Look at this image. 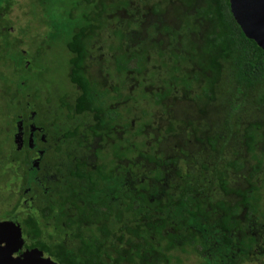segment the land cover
Instances as JSON below:
<instances>
[{
  "label": "trees",
  "instance_id": "1",
  "mask_svg": "<svg viewBox=\"0 0 264 264\" xmlns=\"http://www.w3.org/2000/svg\"><path fill=\"white\" fill-rule=\"evenodd\" d=\"M31 1L37 8L34 15L46 18L44 0ZM73 1L92 4L85 16L94 22L79 27L66 44L72 53L68 76L79 91L72 102L63 96L60 103L67 117L91 115V122L79 123L64 135L76 136L87 147L92 137L99 138L95 153L100 157L95 162L88 164L73 153L68 156L76 161L72 175L88 179L86 194H102L84 200L75 197L76 192L59 194L55 204L62 206L64 219L61 227L55 225L50 220L51 204L37 206L30 194L32 183L47 169L43 154L37 163L23 152L15 162L19 170L24 168L10 175L21 179V187L2 217L19 224L26 240L22 249L36 246L58 264H181L195 255L204 264H216V257L234 264L227 233L244 226L245 219L248 223L264 220L260 207L264 195V47L246 34L229 0ZM13 2L0 0V65L8 61L11 66L12 50L23 42L21 34L13 31ZM171 7L172 13L168 12ZM105 27L119 42L110 48L108 57L102 56L112 62L108 73L116 79L115 84L103 87L99 79L90 77L87 56L93 33L106 32ZM147 69H151L149 75ZM13 70H7V80L18 77L19 69ZM135 85L136 95L132 92ZM0 86L2 97L14 95V82L0 77ZM123 96L128 99L120 107L117 102ZM168 97L176 103L188 101L190 112L173 114L171 103L166 104ZM154 103L170 116L165 133L158 137L174 135L171 143L177 152L169 156L158 140L151 137L148 141L141 132L154 119ZM24 108H28L26 101ZM128 108L144 116L140 122L135 117L134 126L130 123V135L139 136L133 142L130 135L118 137L113 128V121H124L122 110ZM15 118L21 148L28 147L33 144L28 124L36 116L21 110ZM5 121L1 135L10 127L8 118ZM192 137L202 148L192 145ZM109 139L114 140L113 146L103 149L106 142H112ZM11 143L0 142V153L9 154ZM245 166L248 170L242 173ZM117 169L130 171L127 182L108 190L106 182L114 180ZM233 173L244 174V184L233 181ZM66 202L73 205L70 213L64 208ZM172 207L180 210L178 218ZM185 219H190L187 231L177 232ZM208 225L221 229L227 253L214 254L217 249L202 244L200 235ZM239 234L237 246L245 258H251L254 233L242 229Z\"/></svg>",
  "mask_w": 264,
  "mask_h": 264
},
{
  "label": "rangeland",
  "instance_id": "2",
  "mask_svg": "<svg viewBox=\"0 0 264 264\" xmlns=\"http://www.w3.org/2000/svg\"><path fill=\"white\" fill-rule=\"evenodd\" d=\"M44 7L46 9L44 12L46 18L42 15L41 20L34 15L37 8L31 0H14L13 8L10 13L13 31L17 34H21L23 42L12 50L11 56L14 60L13 64L10 66L6 60L7 64L2 63V65H0L2 66L0 67V70H2V73L0 72V77L7 83L14 82V87H12L11 91L15 92L12 97L6 96V93L4 97L0 95V142H12L11 146L9 145L8 147L10 150L9 154L6 152L0 153V220L5 218L2 217L1 213L5 212L4 209H7L15 200L16 190L21 187V179L17 177L16 179H12L10 175H16L17 172H21L24 168L23 166V168L19 170L18 165L20 164L15 162V160L23 157V147L21 148L19 134L18 131H16L15 117L18 112L25 110L26 112H32L36 116L33 124L39 127L44 134L45 139H39L37 143H35V147H47V157L44 160L47 170L44 171V176H42L41 179L32 183L30 194L33 196L37 206H41L45 203L51 204V208L54 212L51 214L52 218L50 220L54 222L55 225L61 227L63 225L62 220L64 219V213H62L61 210L62 206L58 207L55 204L59 194L66 195L65 193L76 192L78 196L79 194L83 195L82 200H84V197H100L102 194L101 192H95V194L88 196L86 194L88 182L84 178L70 175L66 170L70 167L69 164L74 162L73 158L68 156V153L83 157L91 155V149L81 146L79 143L80 139L76 136L64 135V133L79 123H89L91 121V116L79 114L67 117V111L60 103L63 96L72 102L78 91L68 76L70 68L69 57L72 53L67 48L66 44L79 27L94 22L93 20H88L85 16V14L91 11L93 6L92 4L85 3L76 4L73 0H44ZM169 9L168 12L172 13V7ZM165 19L167 18L165 17ZM167 21L170 20L168 19ZM106 28L107 27H105L106 32L100 31L98 35L94 37L96 41L91 47L93 57L102 56L104 54V56L108 57L110 55V48L117 46L119 42L117 37L111 38L112 34ZM37 49L39 53H36ZM93 57L91 58L93 59ZM104 61L105 63L101 68L99 65H96L95 69L104 70L108 73L111 71L110 69H112L113 65L112 62L110 65L106 58ZM8 67L10 68L8 69ZM13 67L19 69L18 77L7 80L5 75L14 72ZM108 69L110 71H108ZM7 70H10V72ZM150 70L151 69L146 70L147 75H149ZM102 74L100 73L99 75L103 76ZM12 76L15 75L13 74ZM113 76L111 72V77ZM115 77L118 76L115 74ZM143 78L146 80L149 79L146 76ZM111 80L112 79H110V82ZM115 82L116 79L113 78L111 83L115 84ZM101 85L106 87L102 82ZM132 90L133 94L136 95L138 87H134ZM25 101L27 102L28 108L22 109ZM154 105L156 107H152L156 110L157 105L155 103ZM191 106L192 104L186 100L177 103L175 105V113L183 116L185 113L190 112ZM4 110L7 111L9 115H4ZM136 110L137 109H125V115L138 113V110L137 112ZM192 110H195V108L192 107ZM6 118L9 120L10 127L5 128L6 133L1 135L3 130L2 127H5V124H7L5 121ZM149 130L151 129L147 127L143 133L148 141L152 137V135H148ZM122 136L129 137V133L122 134ZM56 146H58V149H56ZM9 160L14 161L10 163ZM52 162L53 167L49 168V163ZM14 163H17V168H14ZM3 167L4 171H2ZM58 167H61L62 170H59ZM247 170L248 167L245 166L242 173H245ZM115 172L114 180L106 182V189H108L107 187H112L114 184L124 185L125 182H127L130 171L117 169ZM243 175L244 174L233 173L232 179L233 181L236 179L237 183L244 184ZM110 198L112 199L113 195H110ZM64 208L67 210L73 208V206L70 202H66ZM174 211L178 218L180 215L178 211L180 210L174 208ZM46 222L50 223L48 220H46ZM205 237L211 242L220 241L222 232L219 229L212 228L205 233ZM25 242L26 240L23 238L22 245ZM199 261L200 258L195 255L181 260L180 263L204 264L203 259H201V263ZM245 264H250V262L246 261Z\"/></svg>",
  "mask_w": 264,
  "mask_h": 264
},
{
  "label": "flooded vegetation",
  "instance_id": "3",
  "mask_svg": "<svg viewBox=\"0 0 264 264\" xmlns=\"http://www.w3.org/2000/svg\"><path fill=\"white\" fill-rule=\"evenodd\" d=\"M96 35H98V34H96V33L94 34L93 33V35L91 37V42L92 43L89 44L90 47H88V51H89V54L87 56V58L89 60V65H88L89 71L88 72L91 73L90 74V77L91 78L99 79L100 82H102L104 85H107L108 86V83L112 84L111 82L113 80L112 79L111 82H110V75H109V73H107L104 70L101 71V70H96L95 69L96 65H99L100 68H101V66L104 65L105 61H104V57H102V56H104L105 54L102 55V56L99 55L97 57H93L92 56V52H91L92 51L91 50V47H92V45L96 41V39L94 38ZM110 52H111V50H110ZM91 57H93V59ZM92 65H95V66H92ZM102 72H103V74H102ZM100 73L103 76H100L99 75ZM72 83H74V82H72ZM74 85L76 86V88L79 91L78 86L75 83H74ZM132 87L133 86L131 85L129 88H132ZM136 87H138V85ZM78 91H77V93H78ZM127 99H128L127 97L123 96V97H121L119 99V101L117 102V104H119V105L122 104L120 106V107H122L125 104V102H127ZM165 100H166V104L171 103V106L169 107V109H171L172 112H173V114H174L175 113V105L177 104L176 103V100L173 99L172 97H168ZM64 109H65V107H64ZM138 112L139 113H135L133 115H129V114L128 115H125V110L123 109L122 110V115H123L124 121L123 122L122 121H113V125H114L113 128L116 127V129L114 131L117 133L118 137H122V134H128V133L130 135V131H131V129H130V123L133 124V126H134V123H135L134 119H135V117L137 118L138 122H140L142 118L144 119L143 114L140 111H138ZM152 115H153L154 119H151L152 120L151 123L144 124L145 126L141 130V132L143 134L145 132L146 128L149 127L151 130L148 131V135H152V137H153L154 140H158L159 135L161 136L163 133H165V128L168 126L167 124L169 123L170 116L168 114H166L165 112H163V110L161 111V109H157L156 110V113H154ZM126 121L129 122V126H124V122H126ZM87 124H84V125H87ZM28 125H29V128L31 130L30 140L32 139L33 144L30 143L28 147L27 146H23L22 149H23V152H27L29 154V156H31L32 158H34L35 159V162L39 163V161H40L39 159H40V156L42 154H43V159H41V160H45V158L47 157V150H46L47 147L44 146V147H39L38 148V147H35V143H37V141L39 140L38 136L41 137V140H44L45 139L44 138V134H43V132L40 134V130L41 129L39 127H36L33 124V122L32 123H29ZM16 131H18V134H19L18 135L19 136V142H20L21 133L19 132V130H16ZM173 136L174 135H167L166 139H162V140L159 139L158 140V143L165 150V153H166L167 156L172 155V154H174V153L177 152V151L175 152V150H177V149L171 143L175 139ZM137 137H139V136H137L135 134L130 135V138H132V139H130V141H132V142L133 141H136L135 139H137ZM92 139H93V141L92 142L89 141L90 143L88 144L89 145L88 147L85 146L84 144L80 143V141H79V143H80L81 146H85L88 149H91V155H88V156L86 155V156H83V157H78L77 156L78 158H80V160H82V159L86 160V162L88 164H91V163L95 162L97 160V158L100 157V156H97V154L95 153V152H97V150H96V147H97L96 146V140L99 139V138L98 137H92ZM109 140H111L112 142H109L110 144L108 142H106L103 145V149L105 148L106 145H107V149L108 150L110 149V147L113 146L112 144H113L114 140L113 139H109ZM192 140H193V144L192 145H194V146L197 145V146H199L197 148H200V147L202 148V144L200 145V143H198L199 141H197L196 138L192 137ZM166 141H168L169 144ZM196 143H198V144H196ZM57 147L58 146H56V148ZM206 147H207V144H204L203 145V148H206ZM72 158H73L74 162L72 164H69L70 167L68 169H66L69 172L70 175H72V173H71L72 167L74 165H76V163H75L76 161H75L74 157H72ZM49 164H50L49 165V168L53 167V162L52 163H49ZM45 165H46V162H45ZM85 167H87V166H85ZM49 168H48V171H49ZM58 169L59 170H62L61 167H58ZM79 178H84L86 181H88V179L86 178V176H82V177H79ZM65 194H67V193H65ZM93 194H95V193H93ZM75 197H77V198L78 197H82L83 198V195L79 194V196H78L75 193ZM260 207H262L264 209V195L262 196ZM172 209L174 210L173 207H172ZM69 213H70V209H69ZM172 220L174 221V219H172ZM189 220L190 219H185L184 222L181 223L180 228L177 229V232H186L187 231L186 227L190 225ZM260 221L261 220H258L257 219L256 221L254 220L251 223H248L247 222V219H245L244 222H243V225L244 226H239L238 228H235L236 231L235 230H232L230 233H227V235H228V245L233 250V251L231 250V252H234V254L232 255V258L235 259V263L234 264H242V263L245 264L246 261L250 262V264H264V220H262L263 223L260 222ZM174 222H177V221H174ZM204 228H205V231H204L203 236L200 235L202 244L204 246H206V248H213V249L215 248V249H217L214 254H219V252L220 253H224V254L227 253V251H229V250L225 247V245H227V244L225 243L226 241L224 239L223 233H222V238L220 239L221 242L220 241L211 242L210 240H207L206 237H205V233H207L210 229H212V228L219 229V228L216 227V226H210V225L204 226ZM242 229H251L253 231V233H254L253 234L252 244H254V254L255 255H252L253 257H251V258L249 256H246L247 258H245L244 255H243V253H241V249L238 248V246H237V243H239V236H240L239 232ZM219 230H221V229H219ZM229 236H231V237L234 236L235 237V240L231 242L229 240ZM23 245H22V247H23ZM34 247H36V246H34ZM233 248H235L236 250H234ZM24 249H26V248H24ZM24 249H22L21 251L18 250L17 253L22 252ZM204 252L205 251H203L201 254H204ZM208 262H210V261H208ZM214 262H216V264H228V259L226 258L224 260L223 257L222 258L216 257L215 260H214Z\"/></svg>",
  "mask_w": 264,
  "mask_h": 264
},
{
  "label": "water",
  "instance_id": "4",
  "mask_svg": "<svg viewBox=\"0 0 264 264\" xmlns=\"http://www.w3.org/2000/svg\"><path fill=\"white\" fill-rule=\"evenodd\" d=\"M233 15L246 34L264 47V0H229ZM23 242L19 224L0 220V264H58L38 247L17 253ZM16 252V253H15Z\"/></svg>",
  "mask_w": 264,
  "mask_h": 264
},
{
  "label": "clouds",
  "instance_id": "5",
  "mask_svg": "<svg viewBox=\"0 0 264 264\" xmlns=\"http://www.w3.org/2000/svg\"><path fill=\"white\" fill-rule=\"evenodd\" d=\"M15 222V221H14ZM21 236H22V233H21ZM23 239V238H22ZM23 243V242H22ZM22 248V246L20 247V249ZM20 249H18V250H20ZM20 253V252H19Z\"/></svg>",
  "mask_w": 264,
  "mask_h": 264
}]
</instances>
